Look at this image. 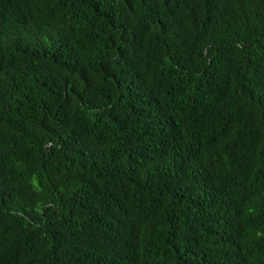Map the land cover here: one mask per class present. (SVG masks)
I'll return each mask as SVG.
<instances>
[{
  "label": "trees",
  "instance_id": "trees-1",
  "mask_svg": "<svg viewBox=\"0 0 264 264\" xmlns=\"http://www.w3.org/2000/svg\"><path fill=\"white\" fill-rule=\"evenodd\" d=\"M0 264H264V0H0Z\"/></svg>",
  "mask_w": 264,
  "mask_h": 264
}]
</instances>
